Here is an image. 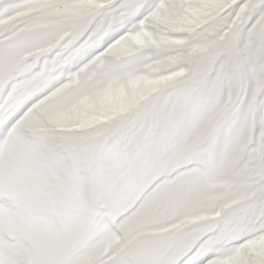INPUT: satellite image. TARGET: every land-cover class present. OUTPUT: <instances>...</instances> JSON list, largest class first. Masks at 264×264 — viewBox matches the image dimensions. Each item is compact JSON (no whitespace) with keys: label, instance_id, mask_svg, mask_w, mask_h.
I'll use <instances>...</instances> for the list:
<instances>
[{"label":"snow or ice","instance_id":"snow-or-ice-1","mask_svg":"<svg viewBox=\"0 0 264 264\" xmlns=\"http://www.w3.org/2000/svg\"><path fill=\"white\" fill-rule=\"evenodd\" d=\"M69 43L61 75L33 84ZM169 134L181 160L215 135L214 177L186 191L187 163L155 176L89 246L5 207L29 187L60 203L73 167ZM5 216L28 243L0 235V264H264V0H0V233Z\"/></svg>","mask_w":264,"mask_h":264},{"label":"rangeland","instance_id":"rangeland-1","mask_svg":"<svg viewBox=\"0 0 264 264\" xmlns=\"http://www.w3.org/2000/svg\"><path fill=\"white\" fill-rule=\"evenodd\" d=\"M13 45L15 47H22L24 46V40H16L13 42ZM76 55L77 50L73 44L69 43L61 47L58 55L54 59L42 62L39 69L32 73L33 84L39 82L44 84L58 78L62 73L63 64L70 61ZM120 99L121 97L119 96L112 97L109 99L107 104L109 106H115L119 103ZM182 139V137L169 134L162 138L159 148L156 150L153 149L151 142H147L137 150L135 155L119 158H112L107 150H105L102 155L98 156L89 164L84 166H75L70 169L68 172V180H70L75 187L78 186L79 183H81L82 189L84 187H88V193L84 194L86 200L81 199L78 201L79 205L74 210L75 217H73V213L71 214V219L73 223L76 224V227L75 229L71 228L70 231L73 237V243L77 242L79 244L77 249L89 246V243L93 244L102 238L99 236L104 235L106 231L102 228L100 229L99 226H103L104 223L110 219V216L108 215H101L95 224V232L89 236L90 238H87L85 242H83L84 239L80 236L81 232H88V230L84 229L88 216L93 213H95L96 216L99 214V212H95L93 206L88 205V198L86 195L90 194L89 191L91 188L93 190L95 189L93 182L94 179L98 177L97 179H99V182L96 201L100 198L98 195H100L99 193L105 182V180L100 177L102 174L97 171L99 169L98 166L101 163V159L104 162V171L110 176V178H108V188L111 195L108 194L107 201L111 196L112 198L116 197L117 200L112 201V204L117 206L119 209L122 208L123 204L130 202L131 198L138 195V190L148 184L155 176L167 174L180 163H187L188 166H190L191 163L198 162L204 166V170H206L210 176L212 175V178L214 177L216 174V167L208 164L207 161L213 159L214 149L217 146L216 136L214 135L211 148L209 147L207 149L202 148L201 150H195L183 157V160H181L178 156ZM229 144L230 141L225 143V152L229 147ZM125 165L132 166L131 169L128 168L131 173L130 176H127V171L124 169ZM57 168H59V166H57ZM199 170L202 171L201 169ZM183 179L186 181V191H195L199 189L201 184L204 182L202 181V175L199 171L194 173L192 176L185 177ZM134 182L138 184H135ZM83 193L84 189L82 191V194ZM124 196H128V198L125 199ZM5 197V207L10 209L11 217L21 227L29 230L47 229L54 232L58 230L57 222L53 217L54 213H51L54 209L53 207H56V205L51 207L49 203H41L44 199L38 189L32 187L26 188L12 199L7 198V192H5ZM10 200L13 201V203L10 202ZM89 200L92 202L93 198H90L89 196ZM176 205H181V203L176 202L174 204H170L169 210H171L170 207H175ZM118 208H112L114 214ZM8 219V216L3 218V232L0 233V235H2L5 240H9V242L14 244L28 243V237L24 233L17 232L14 237L9 236ZM222 230L225 229L222 227ZM58 234L61 235V233ZM94 237L96 241H90ZM176 243L177 241L172 242L171 250L175 248Z\"/></svg>","mask_w":264,"mask_h":264},{"label":"bare ground","instance_id":"bare-ground-1","mask_svg":"<svg viewBox=\"0 0 264 264\" xmlns=\"http://www.w3.org/2000/svg\"><path fill=\"white\" fill-rule=\"evenodd\" d=\"M210 138H211V137H210ZM210 138H209V140H208L205 144L201 145L200 147H202V146H207V145H208V142L210 141ZM101 199H103V195L101 196Z\"/></svg>","mask_w":264,"mask_h":264}]
</instances>
